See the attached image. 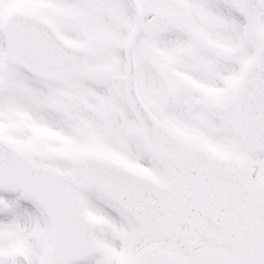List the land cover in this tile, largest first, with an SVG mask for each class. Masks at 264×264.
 I'll return each instance as SVG.
<instances>
[{"label":"snow or ice","instance_id":"snow-or-ice-1","mask_svg":"<svg viewBox=\"0 0 264 264\" xmlns=\"http://www.w3.org/2000/svg\"><path fill=\"white\" fill-rule=\"evenodd\" d=\"M0 264H264V0H0Z\"/></svg>","mask_w":264,"mask_h":264}]
</instances>
